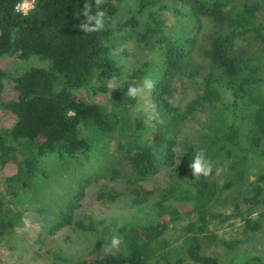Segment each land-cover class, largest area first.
I'll use <instances>...</instances> for the list:
<instances>
[{
  "label": "trees",
  "instance_id": "1",
  "mask_svg": "<svg viewBox=\"0 0 264 264\" xmlns=\"http://www.w3.org/2000/svg\"><path fill=\"white\" fill-rule=\"evenodd\" d=\"M22 1L0 0V59L46 66L12 78L0 69V251L18 235L40 242L69 229L104 244L70 264H221L202 240L236 219L245 236L222 241L223 258L264 264L238 250L262 228L252 215L264 206V174L254 173L264 163V58L245 48L264 47V0H35L27 17L15 12ZM86 2L106 13L102 30L80 27ZM129 85L142 90L129 97ZM201 149L213 171L195 177ZM161 172V188L142 187ZM102 180L121 181L145 218L102 230L77 218L90 187L101 204L118 201ZM25 218L36 231L22 230ZM113 235L123 240L109 252Z\"/></svg>",
  "mask_w": 264,
  "mask_h": 264
},
{
  "label": "rangeland",
  "instance_id": "2",
  "mask_svg": "<svg viewBox=\"0 0 264 264\" xmlns=\"http://www.w3.org/2000/svg\"><path fill=\"white\" fill-rule=\"evenodd\" d=\"M235 4H244L246 2H257L259 0H232ZM261 13L259 14V19L264 22V5H262ZM205 31L204 37L211 36L214 32L212 26L205 24L203 29ZM249 46L245 49L248 51L251 59H263L264 58V47L254 42L247 44ZM45 62L40 61L37 58H31L27 62H22L15 57H5L0 59V69H3L9 78L16 76L24 70L31 67H44ZM5 98H11L14 96L12 92V83L6 81L5 83ZM189 89H186L187 92ZM180 98V95H179ZM178 98V99H179ZM177 99L176 104L179 100ZM181 104V103H179ZM180 106H183L181 104ZM4 125L2 119L0 118V126ZM195 130V127H194ZM255 174H264V163H260L256 166ZM166 173L161 172L158 176L142 184L145 190H158L166 182ZM253 180V179H251ZM101 184H107L115 188V190L121 192V196L118 201L111 205H103L97 200L96 188L90 187L87 189L86 199L82 201L80 209L77 211V218L89 222L91 220L97 225L98 230L110 227L112 228L114 224L121 222H130L134 219H144L145 213L136 212V208L131 206V201L133 196H131L130 191L121 182L109 183L105 180L101 181ZM235 201L240 202L242 196L235 194ZM154 197L151 199V202ZM227 214L230 210H224ZM252 217L255 220H259L262 224L261 230L256 233L252 238L246 240L243 244L238 246L240 255L242 254L246 258L259 257L264 261V206H259L255 209ZM37 221L33 219L30 220L29 230L26 231H36ZM185 223H180L169 233L174 234L175 237L181 236L180 231L181 226ZM211 234L213 238L211 241L202 240L203 252L208 256L218 257L221 260V264H232L236 262L237 257L226 256L223 258L225 253V248L222 246V241L232 242L235 240L243 239L244 233L242 230L241 223L232 219L226 223L220 224L217 227H210ZM177 231V232H174ZM35 238L38 237V233H33ZM99 236H94L89 233H81L79 231H72L69 229H63L58 234L53 237H45L40 242L34 241L33 238H25L18 235V238H14L13 243L10 247H4L0 251V264H70V262L75 261V259L86 258L93 256V253L98 249H103L102 243L99 242ZM23 239V240H22ZM25 240V241H24ZM60 256L63 260L54 257ZM241 257V256H239ZM183 264H194L189 260L184 261Z\"/></svg>",
  "mask_w": 264,
  "mask_h": 264
},
{
  "label": "clouds",
  "instance_id": "3",
  "mask_svg": "<svg viewBox=\"0 0 264 264\" xmlns=\"http://www.w3.org/2000/svg\"><path fill=\"white\" fill-rule=\"evenodd\" d=\"M99 5V0H97V6ZM35 0H24L23 3H19L15 7V11L21 13L23 16L27 17L29 12L34 9ZM82 15L86 17V21L80 26L84 32H95L100 31L105 26V15L106 13L103 11H96L95 14L92 12V4L86 2L83 9ZM143 87L152 89L154 87V83L151 79H145L143 82ZM141 88H138L134 85H129L127 95L129 97H136L140 92ZM69 115H74V112L69 111ZM189 168L191 169L192 174L195 177H199L201 175L208 176L213 171V163L209 159H207L205 151L201 149L199 152L195 154L193 158H191ZM219 171V170H217ZM30 227V221L28 219H23V229L24 231L28 230ZM20 230V229H18ZM123 238L119 235H113L110 240V244L108 246V251L111 252L114 249H117L119 245H121Z\"/></svg>",
  "mask_w": 264,
  "mask_h": 264
},
{
  "label": "built area",
  "instance_id": "4",
  "mask_svg": "<svg viewBox=\"0 0 264 264\" xmlns=\"http://www.w3.org/2000/svg\"><path fill=\"white\" fill-rule=\"evenodd\" d=\"M23 2H24V0H23L22 2H20V3H23ZM29 2H31V0H29ZM32 10H33V9H32ZM32 10H31V11H32ZM31 11H30V12H31ZM15 12H16V11H15ZM16 13H18V12H16ZM18 14H20L21 16H23L21 13H18Z\"/></svg>",
  "mask_w": 264,
  "mask_h": 264
}]
</instances>
